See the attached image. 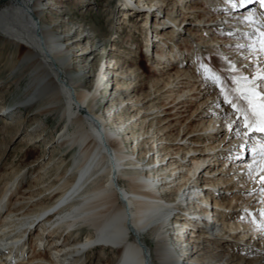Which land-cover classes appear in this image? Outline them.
<instances>
[{"label": "bare ground", "instance_id": "obj_1", "mask_svg": "<svg viewBox=\"0 0 264 264\" xmlns=\"http://www.w3.org/2000/svg\"><path fill=\"white\" fill-rule=\"evenodd\" d=\"M2 1L0 91L14 98L0 101V227L38 228L15 264H264L260 230L238 219L260 210L261 197L244 195L260 185L245 181L239 165L249 161L226 158L240 141L225 137L231 118L197 74L198 62L239 63L228 45L243 41L219 29L252 31L243 21L258 23L264 11H226L223 0H111L107 40L73 17L91 0ZM124 25L128 52L112 39ZM211 194L208 229L195 233L179 217V239L174 211L190 199L208 205ZM94 250L98 258L87 256Z\"/></svg>", "mask_w": 264, "mask_h": 264}, {"label": "snow or ice", "instance_id": "obj_2", "mask_svg": "<svg viewBox=\"0 0 264 264\" xmlns=\"http://www.w3.org/2000/svg\"><path fill=\"white\" fill-rule=\"evenodd\" d=\"M226 11L237 8H247L253 4H259L264 9V0H223ZM253 26L252 31H237L233 29H219L222 36L229 39L240 38L243 42L228 45L239 56L240 62L231 57L222 68L205 62H198L197 74L203 77V85H211L219 94L216 108H224L223 119L231 118L230 123L224 126L225 137L230 140H239L235 152L229 153L227 159L233 163L249 161L247 164L240 163L242 169L247 168L242 174L245 181H253L260 185L256 192L244 193L261 197L257 201L260 205L258 212L242 213L238 219H247L253 223L264 238V17L257 23L245 18L243 21ZM225 20L222 24H228ZM206 61L208 58L203 57ZM230 72V76L222 74ZM211 73V74H209ZM260 142L259 149L257 143ZM255 208V205L253 206Z\"/></svg>", "mask_w": 264, "mask_h": 264}, {"label": "rangeland", "instance_id": "obj_3", "mask_svg": "<svg viewBox=\"0 0 264 264\" xmlns=\"http://www.w3.org/2000/svg\"><path fill=\"white\" fill-rule=\"evenodd\" d=\"M74 1H71V2L73 3ZM108 1L110 2L111 0H91L92 7H91V9H88L87 10V13H85V14H82L78 9L75 10L73 7H72V9L70 7L71 10H75V12L73 11L74 12L73 17H74L75 21L80 22L83 25H86L88 28L94 30V32H95V34L97 35L98 38L107 39V40L110 38V35H111V32H109V26L110 25L107 22V20L109 19V17H106L108 15V11H106L107 8L105 6V4ZM112 1L114 3L116 0H112ZM95 2H97V3L99 2L98 5L95 4ZM7 4H8V1L7 0H3L2 3H1V6L4 7ZM172 4L173 3H170L169 4V9H170V6H171V9L173 8V5ZM67 11L70 12V10H67ZM118 17H120V15H118ZM154 22L155 21H153V23ZM122 27H125L126 30H124L123 34L120 35V38H116V37H118V35H115V36H113L112 39H114V42L116 43V45L118 46V48L121 51L128 52L129 51V49H128L129 47L128 46L132 44L130 42L129 38H128V35L131 34L132 32L129 31L130 28H126L127 25L126 26L124 25ZM133 37H136V36L133 35ZM137 40L139 41V49L138 50H139L140 55H141L140 58L137 59V67L140 69V72H142V74H143V76H142V79L144 80L143 87H144V90L146 91L147 90V82H148V79H149V76H150V68L148 66L147 59L141 53V51H142L141 49H143V47H144L143 37L139 36ZM113 45H114V43H113ZM14 50L15 49H13V52H15ZM140 83H142V81ZM5 92H7V90L5 88L2 91H0V101L5 98L4 100L8 101L9 102V105H10V103L12 104L14 97L13 96H11V97H9V96L3 97V95L5 94ZM103 98H104V95H101V97H100L101 100H99V102L102 101ZM102 108L103 107H101L100 113L102 112ZM188 116H189V114L187 115V117L180 118V119L179 118L176 119L177 121L175 120V123L174 124H176V122H179V124H183L185 122V120H187ZM15 120H18V118L15 119ZM161 120H162V118L160 119V121ZM32 122L33 121H31V122L29 121L27 124H25V127H29ZM171 123L173 124V122H171ZM14 126H16V125H14ZM34 127H36V126H34ZM1 128H2V125H1ZM209 172H210V170H207L204 173H207L208 174ZM83 234H84V231L81 233V235H83ZM146 243L150 247H153L154 246V242L150 238H147L146 239ZM99 252H100V250H97V251L94 250V252L92 254H89L87 256H91V257L98 258L99 254H100Z\"/></svg>", "mask_w": 264, "mask_h": 264}]
</instances>
